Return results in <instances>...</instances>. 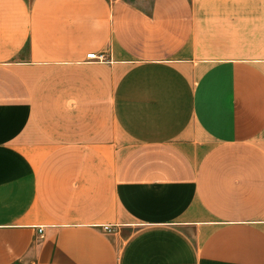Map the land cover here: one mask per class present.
<instances>
[{
    "label": "crops",
    "instance_id": "0c3cea01",
    "mask_svg": "<svg viewBox=\"0 0 264 264\" xmlns=\"http://www.w3.org/2000/svg\"><path fill=\"white\" fill-rule=\"evenodd\" d=\"M0 264H264V0H0Z\"/></svg>",
    "mask_w": 264,
    "mask_h": 264
},
{
    "label": "built area",
    "instance_id": "2783aa9c",
    "mask_svg": "<svg viewBox=\"0 0 264 264\" xmlns=\"http://www.w3.org/2000/svg\"><path fill=\"white\" fill-rule=\"evenodd\" d=\"M87 58H88V60H99V61H101L102 59H103V56H97L96 54H94V53H91V54H88L87 55ZM40 232H42L41 230H40Z\"/></svg>",
    "mask_w": 264,
    "mask_h": 264
}]
</instances>
